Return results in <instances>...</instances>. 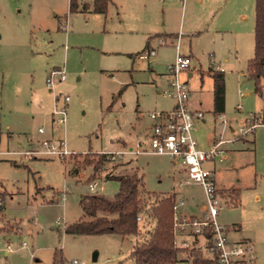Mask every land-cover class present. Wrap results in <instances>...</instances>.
<instances>
[{"label":"rangeland","instance_id":"374dc122","mask_svg":"<svg viewBox=\"0 0 264 264\" xmlns=\"http://www.w3.org/2000/svg\"><path fill=\"white\" fill-rule=\"evenodd\" d=\"M76 2L69 11L68 0H0V227L10 228L0 229V264H50L54 250L68 264H133L132 236L63 231L81 218L80 197H113L118 182L108 174H134L156 194L173 191L180 213L202 215V189L185 182L179 161L132 152L137 142L147 148L148 113L174 103L161 90L176 36L177 51L191 57L187 104L203 112L192 132L197 145L205 149L213 137L232 140L221 145L230 158L224 153L215 178L238 188L239 201L221 203L215 221L228 239H249L247 262L264 264V124L250 128L262 100L245 72L253 53L254 0H111L104 13L93 12L91 0ZM160 38L164 45L157 44ZM150 47L152 57L138 56ZM214 65L223 75L220 115L211 109L208 70ZM53 68H62L65 79L48 83ZM62 106L64 123L57 124L52 112ZM43 141L68 153L46 154ZM85 153L113 158L93 172L82 162Z\"/></svg>","mask_w":264,"mask_h":264},{"label":"trees","instance_id":"16d2710c","mask_svg":"<svg viewBox=\"0 0 264 264\" xmlns=\"http://www.w3.org/2000/svg\"><path fill=\"white\" fill-rule=\"evenodd\" d=\"M111 0H91V10L104 13ZM76 0H68V10H75ZM86 4L81 5L85 9ZM253 18V53L247 60L245 72L253 80V91L262 100V108L253 117V124H264V0H254ZM211 78V109L220 115L224 108L223 75L220 70L209 69ZM89 155L91 157H89ZM111 153H85L82 162L90 165L92 171L99 170L103 163L111 158ZM113 158V156H112ZM93 177V174L90 175ZM118 182L117 191L111 199L101 194H89L80 197L79 206L82 216L75 222L67 224L63 231L76 235H95L112 233L135 238L128 256L133 264H219L217 260L191 242L180 248L176 245V236L172 230V206L175 194L166 192L156 194L146 191L140 177L128 173L105 175ZM215 192L222 198H228L229 204L236 205L239 201V190L230 186L217 188ZM2 201H0V209ZM140 215L141 220L136 217ZM147 223L148 227L142 231ZM0 229L10 230L4 223ZM209 237V233H205ZM206 245V241H204ZM184 253L179 259L178 253ZM50 264H68L60 250H54ZM70 264V262H69Z\"/></svg>","mask_w":264,"mask_h":264},{"label":"built area","instance_id":"2783aa9c","mask_svg":"<svg viewBox=\"0 0 264 264\" xmlns=\"http://www.w3.org/2000/svg\"><path fill=\"white\" fill-rule=\"evenodd\" d=\"M61 29L65 31L66 26L62 25ZM177 40L174 47L176 52L171 62L165 65L163 76L166 83L162 93L171 98L174 103L169 110H159L149 112L148 117L152 120L147 135V148H141L140 142L135 144L134 153L151 151L156 154L166 155L172 160L179 161L184 167L187 175V182L198 184L203 192L205 205L201 216L184 215L180 213L176 202L172 206V230L176 236V245L185 248L191 240L195 241L207 255L215 258L219 264H253L247 262L244 255L251 251L252 245L249 241L230 242L226 236V229L215 221L219 205L229 203L227 198L220 197L216 192V186L213 179V172L216 164L224 161V150L221 144L227 140L217 139L211 141L207 148H200L192 132L195 122H200L203 112L200 109L191 108L187 104L188 88L186 82L181 79L180 75L186 73L190 68V57L180 54L177 51ZM158 45H164L165 40L160 38ZM155 54V49L150 47L143 49L138 56L148 60ZM217 69V67L215 68ZM53 77L62 81L65 79L62 68H53L49 71L46 81L53 83ZM188 78H190V73ZM240 95L243 93L240 91ZM68 100L67 96L63 97V104ZM53 114L59 117L53 119L57 124L64 123V107L54 108ZM254 126L251 124L250 128ZM241 133L247 129L239 128ZM41 132V129H38ZM48 148L46 154L65 155L68 151H53L50 143L43 141ZM147 149V150H146ZM130 152V151H128ZM95 184L92 182L88 185L89 189H94ZM182 205V200L178 201ZM138 221L141 216L136 217ZM209 233V237H205ZM190 239L189 243L187 239ZM201 240V241H199ZM206 241V245L204 244ZM201 242V243H199ZM23 246L24 243H22ZM32 256V252H30ZM70 264H86L84 261L73 259Z\"/></svg>","mask_w":264,"mask_h":264},{"label":"crops","instance_id":"0c3cea01","mask_svg":"<svg viewBox=\"0 0 264 264\" xmlns=\"http://www.w3.org/2000/svg\"><path fill=\"white\" fill-rule=\"evenodd\" d=\"M184 55H187V56H189L190 57V55L189 54H184ZM190 60H191V57H190ZM217 67V65H214V68H216ZM189 73H190V78H191V76H192V70L189 68V70L186 72V73H184V76H185V82H186V79H189L188 78V76H189ZM188 96H189V94H188ZM187 103H188V98H187ZM190 105V104H189ZM192 105V107L191 108H196V105L195 104H191ZM196 109H199V108H196ZM204 120H203V117H202V120L200 121V122H203ZM199 122V123H200ZM213 138H215V137H213ZM212 138V139H213ZM218 138H221V137H218ZM212 139H211V141H212ZM217 139V138H216ZM221 139H224V138H221ZM225 140H227V141H225V142H223L222 144H224V143H228V142H230V141H232L231 139H225ZM221 144V145H222ZM209 146V145H208ZM223 150H226V149H223ZM225 153H227V156H226V159H229L230 158V152L229 151H224ZM222 170H224V171H227L228 170V168H222ZM216 171V167H215V169H214V172H213V179H214V183H215V186L217 187V188H226V187H230V186H232V185H230V186H227V185H225V184H222V183H217V180H216V178H215V172ZM229 171V170H228ZM184 172H185V170H184ZM185 182L186 183H189V182H187L186 180H185ZM170 192H173V191H170ZM174 194H175V192H173ZM185 215V214H184ZM217 216V215H216ZM228 239V238H227ZM243 240H245V241H249V239L248 238H243V239H240V240H238V241H243ZM228 241H230V242H238V241H233V240H230V239H228ZM250 242V241H249Z\"/></svg>","mask_w":264,"mask_h":264},{"label":"water","instance_id":"95a60500","mask_svg":"<svg viewBox=\"0 0 264 264\" xmlns=\"http://www.w3.org/2000/svg\"><path fill=\"white\" fill-rule=\"evenodd\" d=\"M92 260H95V255L92 256Z\"/></svg>","mask_w":264,"mask_h":264}]
</instances>
